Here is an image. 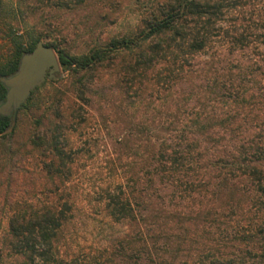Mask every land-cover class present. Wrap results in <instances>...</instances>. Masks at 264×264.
<instances>
[{
    "label": "trees",
    "instance_id": "1",
    "mask_svg": "<svg viewBox=\"0 0 264 264\" xmlns=\"http://www.w3.org/2000/svg\"><path fill=\"white\" fill-rule=\"evenodd\" d=\"M90 1L94 0H0V30L7 42V51L0 54V76L13 73L20 56L42 40L56 51L60 65L69 70L84 100L91 85L83 78L101 80L105 72L115 74L125 98L130 97L131 90L137 94L136 99H131L133 103L144 100L149 86H157L160 119L156 142H151L149 125L144 124L137 131L144 142L153 146L141 158L143 172L131 179L128 188L119 181L106 189L103 196L106 214L112 222L138 227L137 239L128 232L121 246L125 254L132 252L134 244L139 242L136 255L125 254V264H168L163 257L168 247H163L165 243L161 244L159 239L162 230L159 219H178L180 214L176 209L181 200L199 197L210 204L224 191L238 198L235 210L248 214L247 222L236 229L242 234L238 242L248 247L234 257L220 253L207 261L191 258L183 264H261L264 260V94L258 89L264 91V0H153L151 3L136 0L139 16L129 31L98 38L86 51L72 53L56 36L50 37L48 32L55 27L51 21L42 19L43 14L52 9L74 10ZM36 16H40L39 25L32 21ZM240 53L246 56L236 58ZM217 67L229 73L210 74L212 79L206 86L234 106L257 104L262 110L258 122L233 124L229 119L236 114L218 116L204 107L185 114L178 106L170 113V119L165 118L164 108L168 103L177 105L187 100L186 95L193 98L205 90L206 86L196 82ZM182 84L188 87L187 93ZM36 89L17 110L31 101ZM5 92L0 81V99ZM50 109L53 113L48 114L49 125L29 134L25 144L41 152L46 177L64 182L71 176L69 164L74 161L76 151L62 141V136L67 125L72 126L73 119L65 115L66 108L59 102ZM12 121L13 117L0 115V152L9 158L18 153L19 134ZM138 178L141 187L136 190ZM166 190L173 208L161 206L156 210L154 197L160 198L164 206L165 195L160 193ZM53 192L55 200L42 205L0 202L1 206H8L7 221L0 235V264H109L105 258L68 257L63 247L65 229L75 206L69 197L62 196V189Z\"/></svg>",
    "mask_w": 264,
    "mask_h": 264
},
{
    "label": "rangeland",
    "instance_id": "2",
    "mask_svg": "<svg viewBox=\"0 0 264 264\" xmlns=\"http://www.w3.org/2000/svg\"><path fill=\"white\" fill-rule=\"evenodd\" d=\"M135 1L94 0L74 10H49L42 19L51 21L55 27L48 32L50 37L56 36L72 53H81L98 38L105 39L129 31L139 16L140 6ZM142 1L151 3L153 0ZM38 19L40 16L32 21L39 25ZM6 51L7 42L0 30V54ZM244 56L246 53H240L236 58L242 59ZM230 59L237 63L234 58ZM218 67L211 68V72L201 76L196 83L206 86L214 74L222 76L229 73ZM231 69V73H234L235 68ZM106 73L101 80L88 76L83 78L87 85H91L84 100L78 94L69 70L60 65L55 76L46 78L33 92L31 101L10 115L13 117L12 126L16 125L15 130L19 134L18 145L16 143L18 153L9 158L0 152V202L42 205L55 200L53 191L60 188L62 196L69 197L75 206L71 222L65 229L63 247L68 257L105 258L109 264H125V254L136 255L139 242L134 244L132 252L125 254H122L121 246L128 232L137 239L138 227L112 222L106 214L103 196L106 189L119 181H123L128 188L132 184L131 179L143 172L141 158L153 146L144 142L142 134L137 131L142 125H149L151 142H156L160 107L157 86H149L144 92V100L133 103L131 99H136L137 94L131 90L130 97L125 98L115 74ZM181 87L187 93L188 87L185 84ZM205 88L193 98L185 94L187 100L177 105L168 103L164 108L165 118L170 119V113L179 106L183 111L181 113L185 114L201 107L218 116L236 114V117L229 119L233 124L251 125L259 121L262 110L257 104L237 107L221 100L220 94L214 93L208 86ZM258 92L264 94L262 90L258 89ZM57 102L66 108L65 115L73 119L72 126L68 124V129L63 132L62 141L67 146L72 145L76 151L74 161L69 164L71 176L64 182L46 177L41 152L25 144L29 134L49 125L47 117L53 113L50 108ZM212 120L217 121L215 118ZM135 187L136 190L141 187L139 178ZM160 194L165 195L164 206L161 199L155 197L153 206L156 210L161 206L172 210L167 190ZM237 199L235 194L224 191L210 204H205L199 197L190 201L181 200L176 209L180 214L178 219L169 217L165 220L161 217L159 239L161 244L165 243L163 247H168L164 252L161 249L168 264H183L184 260L190 261L191 258L207 261L220 253L229 257L242 254L248 245L238 242L242 234L236 229H241L239 226L246 223L249 217L240 209L235 210ZM7 209V204L0 207V235L7 221ZM246 258H249L248 253ZM261 264H264V260Z\"/></svg>",
    "mask_w": 264,
    "mask_h": 264
},
{
    "label": "water",
    "instance_id": "3",
    "mask_svg": "<svg viewBox=\"0 0 264 264\" xmlns=\"http://www.w3.org/2000/svg\"><path fill=\"white\" fill-rule=\"evenodd\" d=\"M60 69L56 51L52 46L38 40L35 46L24 52L15 71L1 75L0 81L6 92L0 99V115H11L40 86L46 78H53Z\"/></svg>",
    "mask_w": 264,
    "mask_h": 264
}]
</instances>
